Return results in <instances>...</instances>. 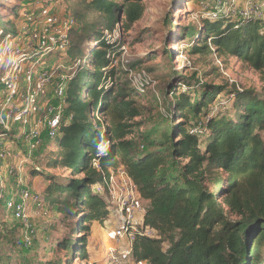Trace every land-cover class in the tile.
I'll return each mask as SVG.
<instances>
[{
    "label": "trees",
    "instance_id": "1",
    "mask_svg": "<svg viewBox=\"0 0 264 264\" xmlns=\"http://www.w3.org/2000/svg\"><path fill=\"white\" fill-rule=\"evenodd\" d=\"M72 9L77 28L66 56L75 65L74 76L55 140L58 155L49 169L61 167L70 175L46 173L42 191L45 202L76 219L73 230L78 235L65 245L88 260L93 224L104 225L111 214L105 178L122 168L148 201L143 231L136 233L132 245L137 262L264 264V93L238 91L235 115L215 118L208 111L226 88L198 81L197 89L189 77L177 74L178 85L169 83L167 94L173 97L170 112L179 122L172 121L161 140L145 135L147 150L139 151L130 136L134 119L141 115L132 98L141 91L119 81L128 78L129 69L138 68L114 66L109 56H118L124 41H108L105 32L117 26L129 29L144 12L143 0H74ZM6 23L0 28L4 34L13 30L10 20ZM169 26H174L171 20ZM179 36L192 39L194 54L230 55L264 72V19L204 18L199 27H183ZM199 117L209 132L204 149L198 134L202 129L194 123ZM0 137L16 139L3 127ZM43 173L38 165L30 170L32 178ZM213 182H218L217 193L209 189ZM146 229L154 234H145Z\"/></svg>",
    "mask_w": 264,
    "mask_h": 264
},
{
    "label": "rangeland",
    "instance_id": "2",
    "mask_svg": "<svg viewBox=\"0 0 264 264\" xmlns=\"http://www.w3.org/2000/svg\"><path fill=\"white\" fill-rule=\"evenodd\" d=\"M203 1L205 0H143L144 12L141 18L129 29H120L121 38L127 47L126 58L129 60V66L134 65L138 68L137 71L144 70L149 75L144 92H135L132 98L141 110V115L134 119L135 127L130 136L135 139L139 151L147 150V144L143 139L145 135L149 134L152 139L161 140L163 130L169 132L172 121L179 122L178 117L170 112V101L173 97L167 94V87L169 83L176 81L177 74L189 77L194 85H198L199 81V84L220 85L226 88L225 93L217 96L215 104L208 111V114L215 118L235 115L233 103L236 99L235 93L238 91L253 92L257 95L264 93V72L257 71L230 55H218L215 52L194 54L192 39L190 37L179 39L183 27H199L207 13L214 10L212 2L206 0L207 4L203 5ZM243 2L244 0H240V3ZM32 3L33 0H3L0 4V28L6 27L7 20H10L12 26L17 27L21 22L20 12L29 8ZM73 3L74 0H66L63 5L73 12ZM16 10L19 11L17 16L12 14ZM169 20L174 24L172 28L169 26ZM36 52L28 55L42 57L39 62L41 66L53 68L62 63L73 66V62L66 55L54 52L46 56L41 48H36ZM171 54L172 59L169 58ZM85 81L86 77L84 84ZM119 81L132 86L125 76ZM197 87L201 89L199 85ZM52 95L53 90L50 89L46 99L41 103L42 110L38 118H42L49 105L55 104L51 100ZM14 106L16 103L9 105V108ZM194 123L199 124L202 129L198 134L200 146L204 149L209 132L205 129V124H202L201 117L195 119ZM11 131L15 133L16 139L7 141L10 155L7 160H0V221H3L0 225V263L138 264L133 258L132 245L127 239H118L116 231L120 229L121 217L118 208L112 203H109L111 214L105 224L99 222L93 224L88 243V260H81L65 245L68 239L74 240L78 235L73 230L76 219L66 217L49 200L43 207L31 205L27 211L29 223L34 227L36 237L32 247L25 246L23 227L15 218L13 211L8 208L7 201L12 197H18L21 179L25 186L42 193L48 181L46 173L63 178L69 176L70 172L61 167L49 170L58 155L56 145L58 141L52 143L44 134L42 147L28 162L25 135L21 136L23 129L18 125H12ZM262 136L264 138V131ZM33 165L42 167L44 173L32 178L30 170ZM9 168L13 170L12 173L9 172ZM115 176L118 177L119 173ZM122 180L121 176L116 178L117 182ZM209 189L217 193L218 182L211 183ZM105 199L108 198L105 196ZM139 204L142 208L145 207V202L141 198ZM138 228L143 231L140 224Z\"/></svg>",
    "mask_w": 264,
    "mask_h": 264
},
{
    "label": "built area",
    "instance_id": "3",
    "mask_svg": "<svg viewBox=\"0 0 264 264\" xmlns=\"http://www.w3.org/2000/svg\"><path fill=\"white\" fill-rule=\"evenodd\" d=\"M214 4V10L209 11L206 18L216 19L220 16L240 18L264 19V0H208ZM207 1H203L206 5ZM20 24L13 30L4 34L0 30V124L11 131L12 125L23 129L26 143L27 161L38 152L44 143V134L53 143L63 126V111L66 105V95L69 83L74 74L73 66L62 63L49 68L39 64L40 58L32 55L36 48H41L46 56L57 52L66 55L71 44V34L77 28L76 20L71 11L60 1L33 0L29 8L20 12ZM120 26L114 30H107L105 38L111 42L121 39ZM29 51V52H28ZM29 53V55H28ZM127 47L123 43L122 51L118 56H109L118 69L127 70L129 60L126 58ZM220 63V62H219ZM148 73L144 70L129 69L128 79L131 84L144 92ZM52 89L51 100L55 104L49 105L42 116L38 118L46 99L48 91ZM16 103V106L10 107ZM20 136V137H21ZM16 137V136H15ZM8 143L0 137V160L8 159L10 153ZM93 164L100 169L99 160L94 159ZM6 172H8L6 170ZM9 172H13L9 168ZM119 173L122 182H117L115 174ZM108 192V203L114 204L120 213L121 226L116 231L118 239H127L133 245L140 224L143 229L145 209L139 204L140 193L131 177L122 168L112 171L109 178H105ZM21 187L18 197L7 201V206L13 211L15 218L21 223L24 231L25 246L30 248L34 244L35 229L29 223L28 210L31 205L41 208L45 200L40 191H35L19 182ZM98 192H104L102 185H96ZM154 231L145 230V234L153 235Z\"/></svg>",
    "mask_w": 264,
    "mask_h": 264
},
{
    "label": "crops",
    "instance_id": "4",
    "mask_svg": "<svg viewBox=\"0 0 264 264\" xmlns=\"http://www.w3.org/2000/svg\"><path fill=\"white\" fill-rule=\"evenodd\" d=\"M141 200L145 202V207H146L148 201L142 197H141ZM145 207H144V209H145ZM138 264H149V263L147 261H143V262H138Z\"/></svg>",
    "mask_w": 264,
    "mask_h": 264
}]
</instances>
